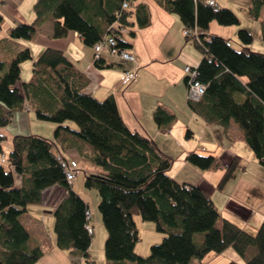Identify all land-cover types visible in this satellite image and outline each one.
<instances>
[{
	"label": "trees",
	"instance_id": "trees-1",
	"mask_svg": "<svg viewBox=\"0 0 264 264\" xmlns=\"http://www.w3.org/2000/svg\"><path fill=\"white\" fill-rule=\"evenodd\" d=\"M154 1L179 17L188 32L186 38L202 53L194 68L205 90L197 100L188 98L190 109L207 123L224 126L223 131L235 122L257 163L264 167V52L248 46L253 41L249 29H238L241 41L236 48L228 37L209 30L214 20L228 26L239 24L233 9L220 6L217 0L215 4L209 0ZM148 4L141 0H34V20L14 23L0 36V264H34L44 253L21 215L28 204L43 200V190L56 184L66 188L53 210L56 245L67 250L71 264H77L76 258L85 264L96 261L89 252L90 207L66 179L65 167L57 158L70 148L99 167L97 172L85 173L83 184L100 196L97 206L106 227V264H188L192 258L202 259L208 252L219 254L227 247L238 252L244 264H264V221L255 232H249L227 219L207 190L168 174L173 157L152 138L127 127L113 94L99 99L84 90L89 77L63 49L47 45L33 58L32 50L20 40H31L51 20V37L60 39L77 31L92 47L112 37L115 47L106 49L116 54L113 48L130 47L127 37H134L135 26L149 24ZM263 6L264 0H247L245 7L249 17L259 20L262 39ZM4 21L0 13V28ZM101 52L94 63L102 68L113 66ZM29 58L33 61L31 73L19 89L20 64ZM25 107L37 119L57 123L54 135L14 134L12 148L4 156L7 136L1 128ZM156 108L153 117L158 129L168 131L175 115L161 106ZM185 136H192L190 128ZM185 159L203 170L221 169L218 187L245 168L239 155L224 162L211 151L193 150ZM14 172L22 178L18 186L14 185ZM134 214L152 220L164 235L150 245L145 257L134 250L140 238Z\"/></svg>",
	"mask_w": 264,
	"mask_h": 264
},
{
	"label": "crops",
	"instance_id": "crops-1",
	"mask_svg": "<svg viewBox=\"0 0 264 264\" xmlns=\"http://www.w3.org/2000/svg\"><path fill=\"white\" fill-rule=\"evenodd\" d=\"M30 1L34 2V0H0V13L15 24L30 21L34 17V8H30L28 5ZM141 1L149 3L151 14L148 25L144 27L135 26L134 37H127L130 45L128 50L136 56L135 62H124L117 54H112L109 50L103 49L101 57L107 62H112L113 66L98 67L94 63V47L86 44L77 31H70L60 39L51 37V20H46L41 25L47 26L48 29L45 34L40 35L38 32L34 37L36 38L35 42L41 46L40 49L47 45L48 47L54 46L63 49L75 66L89 77L90 81L84 89L86 92L99 99H104L105 96L113 94L114 98L117 99L118 108L127 127L152 138L160 150L173 157L174 161L168 170L171 177L179 179L178 176L183 173L184 168H190L193 173L200 174L197 178L199 182L196 183L207 190L214 200L213 195L219 188L217 182L220 180L222 170H203L196 166L201 170L199 173L197 169L192 167V163L185 159V155L193 150L202 153L211 151L213 154H218L224 158V162L231 160L235 155H239L245 168L238 171L233 177L236 182L234 181L232 190L225 198L226 202L221 214L227 219H234L233 221L237 222V225L249 232L255 231L256 226L264 221V171L260 169L264 167L260 165V167H255L254 164H258L256 156L249 148L250 146L244 142V136H242V132L235 122L231 121L227 131H223L224 126L218 123H207L203 117L190 109L188 85L185 82L186 75L183 72V67L188 64H199L202 53L197 49L194 42L186 38L182 22L176 14L163 10L154 0ZM216 2L218 3V0ZM8 26L6 24L5 29ZM233 29V27L217 26L215 21L209 24V30L228 37V39L234 31ZM123 69L133 70L137 78L124 84L121 78ZM159 106L175 115L176 119L168 131L158 129L153 117L156 107ZM14 115L11 123L1 128L7 136L3 140V145L7 151L12 148L11 138L14 134L38 133L46 137L54 135L50 129L51 125L43 124L42 126L40 123H36L37 119L33 118L35 115L31 114L28 107L20 112H15ZM32 123H36L37 126L32 128ZM187 128L192 131L191 137L185 136ZM213 128L216 130L217 138L213 137ZM195 129H201V131L205 129L208 133L206 137H202L200 133H196ZM62 153L75 158L77 170L84 169L88 173L97 172L99 169L92 162L81 159L74 148L66 149ZM248 161L253 163L251 166L257 174L248 173ZM174 166H176L175 169ZM172 169L175 171L172 172ZM13 177L15 179L14 185L18 186L22 180L20 174L14 172ZM186 177L188 176L186 175ZM74 179L71 186L76 190L73 183ZM184 181L189 182L188 180ZM65 193L66 188L61 185L49 186L43 190V200L36 204H28L26 213L21 215V221L31 231L42 251H44L34 264H71L72 262L67 250L58 248L56 245L55 230H53L55 221L53 210ZM79 194L83 196L81 192ZM83 197L87 201L86 196ZM90 217L93 219L92 214ZM91 219L89 224L93 228V236L94 224L96 226L99 223V218L96 217L94 224H92ZM135 221L137 225L136 218ZM99 228L101 235L102 227L99 226ZM105 232L106 230H103L104 236ZM91 239L89 252L91 257L96 260L94 264H106L104 249L101 248L100 244L94 248L92 246L94 238ZM222 252L219 253L222 254ZM212 253L214 252H208V255L202 258L204 264L215 263L216 256L219 254ZM197 260L200 261L201 259ZM75 261L77 264H85V260L79 258H76ZM191 262H193V258L188 264ZM230 264L238 263L231 262Z\"/></svg>",
	"mask_w": 264,
	"mask_h": 264
},
{
	"label": "rangeland",
	"instance_id": "rangeland-1",
	"mask_svg": "<svg viewBox=\"0 0 264 264\" xmlns=\"http://www.w3.org/2000/svg\"><path fill=\"white\" fill-rule=\"evenodd\" d=\"M32 3H33L32 1L28 2V5L30 8L32 7ZM218 3L223 7L233 9V11L237 14L238 18L240 19L239 24H231L229 26L217 23V21L214 20L217 26L227 27V28L233 27L234 28L233 29L234 31L232 32V35H230V38H229L232 41L231 42L232 45L236 48H240V41L241 40H239V38L237 36V32H238V29H240V28H246V29H249V32L253 36V41H251V44L248 45L250 47V49L259 50L261 52L262 51L264 52V41H263L264 39H262V35H261L262 28L260 27V22L258 19L251 18L246 13L245 7L247 5V0H218ZM261 13H262V15H264V6H263ZM4 20L5 21L3 22V24L0 28V36L4 35L7 31L5 29L6 24L9 26L14 24V22L10 21L8 18H4ZM32 20H34V17H32V19L30 21H27V22H31ZM39 29L40 30H38V32L41 35V34H45L46 33L45 31L48 28H47V26H40ZM34 37H36V35ZM20 40H21L22 44L26 45L27 47L30 48V50H32L31 54L34 58L41 51V49H40L41 46L39 45L40 46L39 47L38 44L35 42L36 38H32L31 40H26V39H20ZM31 62H33V61H32V59L29 58V60L26 59L20 64V68H21L22 73H20V78L16 82L19 89H21L22 81L29 78L28 75H30V71H31ZM30 112H31V114L32 113L34 114V111L31 110ZM34 115H36V114H34ZM33 118L35 120L37 119L36 116H33ZM70 122L73 123L72 121H70ZM36 123H40V125H42V126H43V124L44 125H51L50 129H51L52 133L54 131L55 126L57 125V123H54V122L51 123V121H48V120H42L41 121L40 119H37ZM36 123H32V128H35L37 126ZM73 126H74V123H73ZM214 127L217 128V126H214ZM215 128H213L214 129L213 130V134H214L213 137L217 138ZM195 130H196V133L197 134L200 133L202 137L203 136L206 137V134L208 133V131L205 129L204 130L202 129V131H201V129H195ZM202 133H204V134L202 135ZM3 147H4L3 155L5 156L8 153V151L6 150L7 148L4 145H3ZM246 163H245V165H246ZM4 164H5V166H7L6 161L4 162ZM247 164H248V168H249L248 173H256L257 174L256 170L251 166L253 163L248 161ZM254 165L256 168L260 167L259 164L255 163ZM175 167L176 166H174V169H175ZM192 167H194V169H197V171H199V173H200L201 170H199V168H197L194 165ZM174 169H172V172L175 171ZM260 169H263V171H264V168H260ZM85 173H86V171L84 169L83 170L78 169L77 175H76L77 177L74 179L73 183H74V186L76 187L75 188L76 192L77 193L81 192V194L83 196H86V198H87L88 205L90 207L89 210L91 211V214L93 217V219H91L92 224H94L96 217L99 218V223L96 224V226L94 224L95 229H94V233L92 236L94 238L92 246L94 248H96L100 244L101 248H103L104 247V240L106 239L105 238L106 232H105V236H104L103 230H105L106 227H104V224L102 223V220H101L102 217H101V214H100L99 209H98L99 206H97L100 196L97 195V192L95 189H91V188L87 189V187L84 186L83 182H84ZM186 175L188 177H186ZM199 176H200V174H196L195 172L193 173V170L185 167L183 173L178 176L180 180L179 179H177V180L182 181V182H184V180H188L189 181L188 183H193V185H194V184H197L196 182H199V180L197 179ZM229 179H230V182H228L229 181L228 180L226 182V184L223 187H219L213 195L214 196L213 198L216 201V207L221 212H222V209H223L224 204L226 202L225 198L227 197L229 191L232 190L231 188L233 187L234 181L236 182V180L233 179V177H231ZM134 215L136 216L135 218L137 220V225L139 226L138 227V236L140 237V238H138V240L135 243L134 250L137 254L143 255V257H145V255H147L149 253V248H151L150 245L152 243L155 244V243L159 242L164 235L160 231L156 230V228H155L156 225L154 222H152V220H142L140 215H138V214H134ZM99 226L102 227L101 235H100ZM251 232H255V231H251ZM212 254H215V252ZM201 260L199 261L196 258H193V262H191V264H204L203 260L202 261ZM231 262H237L238 264H244V258L238 252H236L232 247H229L226 250H224L222 252V254L219 253V255L216 256L215 263H211V264H230Z\"/></svg>",
	"mask_w": 264,
	"mask_h": 264
},
{
	"label": "built area",
	"instance_id": "built-area-1",
	"mask_svg": "<svg viewBox=\"0 0 264 264\" xmlns=\"http://www.w3.org/2000/svg\"><path fill=\"white\" fill-rule=\"evenodd\" d=\"M216 0H209L208 2L210 4H215ZM128 5L127 2H124V6ZM124 33H127V29L124 28L123 29ZM185 34H187L188 32L185 31ZM115 39L112 37H108L105 38L102 42H97L95 43V45L93 47H95L94 50V57L93 58H97L99 56L100 51H103V49L106 48H110V46H114L115 45ZM115 47V46H114ZM116 49V48H115ZM113 48V51H115V53L121 57L120 59L128 62H135L136 60V56L133 54V52L129 51L126 48H117L115 50ZM183 72L184 74L187 76V89H188V96L189 99H193V100H197L198 98H200L202 96V94L204 93L205 90V84H203L201 81L199 82L198 79L196 78L197 76V71L194 68V65L188 64L186 66L183 67ZM122 76L121 78L123 79L122 81L124 82V84L126 82H130L134 79H136V74L134 73L133 70L131 69H123L122 71ZM59 156L57 157L59 159V161L61 162V165L65 167V176H67L66 179H68L70 182L76 178L77 176V164L75 161V158L70 156V155H61L58 154ZM5 158L2 157V161ZM88 213V212H87ZM88 217H90V214H88ZM87 228L89 229V232H92V226L91 225H87Z\"/></svg>",
	"mask_w": 264,
	"mask_h": 264
}]
</instances>
